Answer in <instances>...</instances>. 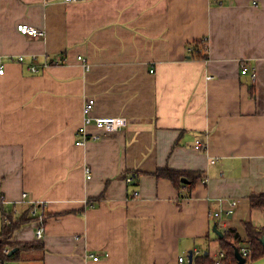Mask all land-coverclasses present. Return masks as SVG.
<instances>
[{
	"label": "crops",
	"instance_id": "0c3cea01",
	"mask_svg": "<svg viewBox=\"0 0 264 264\" xmlns=\"http://www.w3.org/2000/svg\"><path fill=\"white\" fill-rule=\"evenodd\" d=\"M0 55V196L34 219L10 241L38 246L12 264H195L264 233V0H0ZM87 101L127 126L77 145Z\"/></svg>",
	"mask_w": 264,
	"mask_h": 264
},
{
	"label": "built area",
	"instance_id": "2783aa9c",
	"mask_svg": "<svg viewBox=\"0 0 264 264\" xmlns=\"http://www.w3.org/2000/svg\"><path fill=\"white\" fill-rule=\"evenodd\" d=\"M65 1L75 2L78 0H65ZM17 29L23 35H27L33 38L45 36V31H42L40 29H37L35 27L29 26L26 24L18 25ZM79 60L83 61L81 57L79 58ZM18 61L19 62L24 61V56H19ZM60 62L61 60L56 61L55 64H59ZM84 64H85V69L89 70L90 66L86 63ZM49 65L50 63H47V62L41 65L34 64L29 67V70L32 73H39L41 72V70L47 68ZM5 72H6L5 64L0 55V77L3 76ZM242 73L250 74L252 79L256 78V72L253 71L251 67L248 65L243 66ZM93 109H94V102L87 101L83 107V123L81 124V126L79 127L77 131V136H78L77 145H84L86 142L90 140H100L105 136L111 135L121 130L122 128L127 126L129 122L126 117H94L92 116ZM91 125L95 126L98 130H100V133L90 134L88 132V127ZM195 148L199 150H203L205 148V145L199 140H197ZM85 172L87 174V179H91L92 177L91 169L89 167H86ZM132 178H133L132 176H129L127 178V181L128 182L132 181ZM132 194H133V197L139 196L138 191H134ZM27 197H28V193H23L22 195L23 199L21 202L25 203ZM7 203L8 201L4 197L0 196V223H3L5 225H9L12 221H16V215L18 213V210H16V208L8 209L6 207ZM30 204L33 205L30 209L31 217L35 218L37 222L36 236L38 239H42L45 234V222H46L45 203L44 202H32ZM234 205L235 203L233 202V206ZM231 212H232V209L229 210V213ZM251 252L252 251H251L250 246L241 248V253L244 258L250 257ZM9 253H10V249L5 248L4 254L7 255ZM225 258H226V254L223 251H221L219 255L217 256V258L214 260V264H224L223 261ZM94 259L97 260L98 257H94ZM179 263L188 264L189 259L185 257H180ZM5 264H12V263L7 262Z\"/></svg>",
	"mask_w": 264,
	"mask_h": 264
},
{
	"label": "trees",
	"instance_id": "16d2710c",
	"mask_svg": "<svg viewBox=\"0 0 264 264\" xmlns=\"http://www.w3.org/2000/svg\"><path fill=\"white\" fill-rule=\"evenodd\" d=\"M197 46V45H196ZM194 46L192 51H190V56L193 58H202L204 47L201 46ZM158 176H166L170 179L174 178L175 176H179L178 172L174 171H163L157 174ZM251 206L252 208L264 209V194L255 196L251 198ZM28 217L26 213L22 217H20L16 222L12 221L9 225H3L1 229L0 235V264H5L7 262H16L19 261L18 255L20 252L27 248H36V245H17L10 241L12 235L16 230H18L22 225L27 222L33 221ZM247 230L248 235L251 242V255L250 257L244 258L241 253V248L239 247L240 244V237L236 230L230 229L226 233H224L223 238L221 239V249L226 254V258L224 259V264H237V254H239L243 259H245V264L248 262H253L255 260L261 259L264 257V245L261 241L264 233L260 229H255L253 225L247 223ZM10 248V253L5 255L4 249ZM195 264H214V261L210 259L208 255H201L197 257L195 260Z\"/></svg>",
	"mask_w": 264,
	"mask_h": 264
},
{
	"label": "water",
	"instance_id": "95a60500",
	"mask_svg": "<svg viewBox=\"0 0 264 264\" xmlns=\"http://www.w3.org/2000/svg\"><path fill=\"white\" fill-rule=\"evenodd\" d=\"M183 182H186V180L183 179ZM261 241L264 245V237H262ZM188 259H189V264H192L193 263V253L192 252L189 253ZM237 259L239 260V264L245 263V259H243L239 254H237Z\"/></svg>",
	"mask_w": 264,
	"mask_h": 264
},
{
	"label": "rangeland",
	"instance_id": "374dc122",
	"mask_svg": "<svg viewBox=\"0 0 264 264\" xmlns=\"http://www.w3.org/2000/svg\"><path fill=\"white\" fill-rule=\"evenodd\" d=\"M246 264H264V257L253 262H248Z\"/></svg>",
	"mask_w": 264,
	"mask_h": 264
}]
</instances>
